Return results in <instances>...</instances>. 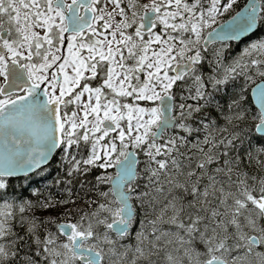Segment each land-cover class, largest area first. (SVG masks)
<instances>
[{"label": "snow or ice", "instance_id": "1", "mask_svg": "<svg viewBox=\"0 0 264 264\" xmlns=\"http://www.w3.org/2000/svg\"><path fill=\"white\" fill-rule=\"evenodd\" d=\"M0 264H264V0H0Z\"/></svg>", "mask_w": 264, "mask_h": 264}]
</instances>
